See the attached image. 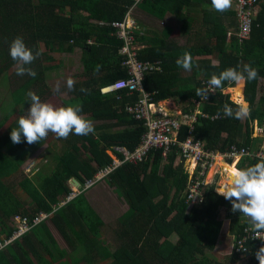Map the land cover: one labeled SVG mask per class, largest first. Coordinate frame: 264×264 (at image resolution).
<instances>
[{
  "label": "trees",
  "instance_id": "trees-1",
  "mask_svg": "<svg viewBox=\"0 0 264 264\" xmlns=\"http://www.w3.org/2000/svg\"><path fill=\"white\" fill-rule=\"evenodd\" d=\"M196 2L211 6V0H141L139 3L135 0H0V80L6 81L7 71L17 68L9 54L14 38H23L33 53H41L30 65H25L34 68L36 77L19 76L9 91L11 108L0 120L1 130L9 117L18 116L0 134V239H3L1 234L5 238L16 229L11 224L15 215L26 218L29 226L0 249V264H259L255 256L258 241L251 237L243 240L249 220L242 213L231 211V202L215 191L214 184L202 185L195 202L190 203L188 174L176 146L166 158L160 149H151L143 161L123 164L93 183L92 186L104 181L128 204V211L114 231L116 245L102 237L103 221L84 194L92 187L84 188L86 182L109 166L115 157H120L114 147L133 150L145 131L144 120L134 118L128 111V106L139 100L138 93L128 95L129 91L124 89L101 94V85L96 86L98 80L100 84H113L128 76L123 66L124 55L119 53L124 40L114 35L115 29L110 24L124 20L132 7L133 16L140 9L164 21L168 13L181 24L180 32L185 37L181 46L175 39H168V32L154 39L136 31V44L142 45L138 58L151 63L157 60L160 66L158 71H151L143 78L144 91L151 94L153 102L172 99L182 105V113L196 112L192 127L181 124L178 139L184 140L190 134L203 148L215 152H224L233 144L257 150L263 143V136H252V132L256 122L264 134V86L257 96L258 83L264 80V4H256L250 38L241 41L234 35L237 30L234 11H226V15L234 17L227 22L222 18L225 12L202 8L200 12L204 16L198 21L188 14V8ZM232 27L235 32L228 30ZM228 32L233 34L227 37ZM76 46L82 50V74L89 78L76 82L71 92L75 97L64 99L59 107L80 104V115L99 124L94 125L92 134L70 133L67 139L57 138L61 142L53 155L57 166L49 174L39 171L34 176L22 175L14 185L9 184L7 179L18 171L22 159L45 142L43 139L29 145L22 137V143L13 144L10 139L11 130L18 127L21 117L19 108L30 104L25 96L40 86V62L54 61L47 50L73 51ZM186 51L193 57L191 71L176 65V60ZM57 63L61 66L63 62ZM244 64L258 69L257 79L240 84L225 82L207 100L196 96V89L207 86L206 81L213 73L219 75L229 67L239 70ZM14 73L17 74L16 69ZM4 85L10 88L9 83ZM41 85L40 96L47 90L44 82ZM231 87L243 93L250 106V116L243 120L224 115L225 104L233 109L237 107V102L222 92ZM233 95L236 100L240 99L238 94ZM89 113L95 117L88 116ZM241 131L244 138L239 141ZM258 162L242 157L237 167L247 168ZM71 178L80 184V192L67 200ZM41 212L50 215L35 224L34 217ZM225 218L230 219L232 250L220 259L215 250L228 238L221 232ZM48 220L73 254L68 255L61 249L48 227ZM240 240L250 254L238 252Z\"/></svg>",
  "mask_w": 264,
  "mask_h": 264
},
{
  "label": "built area",
  "instance_id": "built-area-1",
  "mask_svg": "<svg viewBox=\"0 0 264 264\" xmlns=\"http://www.w3.org/2000/svg\"><path fill=\"white\" fill-rule=\"evenodd\" d=\"M135 1L139 3L141 0ZM232 3L234 5L233 10L237 20V30L234 35L241 41L248 40L250 38L253 17L256 12L255 6L256 4H264V0H232ZM133 10L134 7L130 9L124 20L111 23V27L115 29L114 35L124 40V44L119 48V53L124 55L123 66L126 68L129 77L105 87L102 89L101 93L118 92L124 89L132 94L138 93L140 95L139 100L135 105L129 106L128 111L134 118L144 120L143 125L145 131L142 133L138 144L133 150L125 146H115L114 150L119 152L120 157H115L109 166L100 169L91 180L86 182L84 188L90 187L94 182L104 179L117 167L123 164H136L143 161L145 155L151 149H160L162 151V157L166 158L167 154L172 150V147L176 146V149L180 150L179 152L183 158L184 168L188 174V198L190 203H194L202 185H215L216 179L206 181V176L212 165L217 162L218 158L226 160L227 164L235 160L238 162L242 157H256L262 160L264 159V149L255 151L249 147H237L233 144L224 152H215L203 148L201 142L198 139H194L190 134H188L184 140L178 139L181 124H189L190 127H192L191 123L196 119V112L193 114H186L182 113V111H171L170 113L167 109H164V106H161V102H153L151 100V94L144 91L142 87L144 76L151 71L158 70L159 66L157 61L151 63L138 59L137 50L139 46L136 44V31H140V27L133 17ZM232 34L233 33L228 32L227 37H230ZM215 93L216 89L209 93V95ZM69 184L71 186V192L68 194L67 200L80 192V187L73 185L71 181H69ZM49 215V213L41 212L34 217V223L36 224L43 220H47ZM14 217L18 219V223L14 224L16 225V229L13 230L8 237H3L2 240L0 239V249L11 243L12 240L29 228L26 218H20L15 215L12 217L13 222H15ZM246 218L249 220L248 217ZM249 229L250 222L248 221L245 227L246 236L243 240H246L248 237L256 239L260 248L264 245V240H261L264 239V233L259 234V238H254L256 234ZM243 240L237 243L238 252L246 255L250 254V250L243 245Z\"/></svg>",
  "mask_w": 264,
  "mask_h": 264
},
{
  "label": "clouds",
  "instance_id": "clouds-1",
  "mask_svg": "<svg viewBox=\"0 0 264 264\" xmlns=\"http://www.w3.org/2000/svg\"><path fill=\"white\" fill-rule=\"evenodd\" d=\"M231 5L232 0H211L212 8L220 13L227 11ZM9 54L17 63V75L27 74L33 78L36 77L37 73L25 65H30L37 59L41 55L39 51L33 53L26 46L23 38L16 37L10 44ZM176 65L185 71H191L193 68L192 55L187 51L184 52L176 60ZM258 75V69L249 64H244L239 70L229 67L219 75L213 73L206 81L207 86L197 88L195 94L201 100H207L209 93L215 89H222L225 82L240 84L255 80ZM74 85L75 81L69 78L67 80L68 90H74ZM54 91L59 93L58 85ZM81 91L87 92L83 88ZM27 97L31 106L27 111V116L19 118L18 127L11 130L10 139L13 144L22 143V137L29 145L40 143L41 140L47 138L49 132L54 133L58 139H67L70 133L81 136L94 133L93 122L80 115L82 112L80 104L56 108L52 104L41 102L40 97L34 92H28ZM250 111L249 104L244 100L238 101L235 109L228 104L223 107L225 116L239 120L249 117ZM233 163L230 162L228 165L231 166ZM237 163L228 173V183L222 189L217 188L216 191L231 202L232 212H240L249 218V230L256 234L254 238H259V234L264 233V159L247 168H238ZM255 256L259 264H264V245L256 251Z\"/></svg>",
  "mask_w": 264,
  "mask_h": 264
},
{
  "label": "crops",
  "instance_id": "crops-1",
  "mask_svg": "<svg viewBox=\"0 0 264 264\" xmlns=\"http://www.w3.org/2000/svg\"><path fill=\"white\" fill-rule=\"evenodd\" d=\"M203 4L204 3H202V2L199 3V4H198V2H196L195 5H192L193 7L191 6L190 8H188V14L190 16L192 14L195 17V19H198V21H201L202 18H203V16H204V14H203L202 11L200 12V10L202 8H212V6H205ZM233 6L234 5L232 3V5L230 7V10H228L229 12L231 10L234 11L233 10ZM197 13H198V17H196L197 16ZM226 13L227 12L225 11V13L223 14L224 16H222V18H225V20L227 22H229L230 17L228 15H226ZM135 15H136V17L138 19L137 20L135 18L136 22H138V26L140 27V34H143V35H151L154 39H156V38L162 37L163 34H167V32H168L170 34L169 39H172V35L171 34H173V31L174 30L171 27L162 28V30H158L157 29V27L159 25H161L163 23V21L158 20V19L154 18L153 16L146 14L145 12H143L140 9H138V11L135 10ZM199 17H201V20H199ZM165 18H166V20H173V19H175L177 21V19L174 16H172L171 14H168V13L166 14ZM169 29L171 30L170 32H169ZM180 31H181V24L179 26V32ZM138 46L140 48L142 45L139 43ZM139 48L137 50V55L138 56H139ZM42 49H44V48H42ZM77 49L79 50L80 48L78 46H76L73 51H64V52L47 50L48 51V56H51L52 58L54 57V61H52V60L50 61L49 60V61H45V62H43V61L40 62V70H39V72H40L39 75L41 77L40 78V85L45 80L46 81H49V83L46 84L47 90L49 92H52V93H56L57 94V96H56V101L57 102L62 103L64 99L65 100H72L75 97L73 95L74 93H71V92H74V90L69 91L68 88H67V86H66L65 89L67 91H69V93H70L69 94L70 96L67 97V98H63V97L59 96L60 93H57L56 91L53 90V87H56L57 84L52 83V81H53V79H52L53 75L52 74H54V71H56V68L57 67H60L59 66V63H57V62H61V63L63 62L61 64V67L62 68L61 69H57V72H59V73L62 74V77L65 79L66 82H67V80L69 78H72L75 81V83L76 82L81 83L83 81H86V79L89 78V75L88 76H85V75L82 74L83 68H82V62L80 60L81 54H82V50L80 49V51H79L80 53H78L77 52ZM63 54L72 56L73 59L71 57H69L68 60H67V63L62 58H60L58 60L57 59V55H63ZM77 54H78V59L76 61V55ZM140 61H149V60H140ZM149 62H151V61H149ZM78 63L80 64V66H79ZM72 67H73V69L70 71V68H72ZM64 68L66 70L63 72ZM31 69L34 70V68H31ZM79 69H80V72H79ZM159 69H160V66H159ZM158 70H156V71H158ZM127 75H128V73H127ZM101 76L102 75L99 74V77L98 78H101ZM128 77H129V75L126 78H128ZM261 82H262L261 84H260V82L258 83L257 96L260 95L261 89H263V86H264V80H261ZM111 83H108V84H100V80H98L97 83H96V86L97 85H101L100 86V89H101V88H104V87L110 85ZM9 87H10V84H9ZM41 88H42V86H41ZM74 89H75V87H74ZM228 89L231 90V91L233 90L234 92H236V88H234V87L233 88H228ZM237 94L239 95V97H242V99L244 100L243 93H241V94L237 93ZM128 95H133V94L129 92ZM170 100L173 101L172 99H168V100L158 101V102H161V103L165 104V103H167V101H170ZM95 102H98L99 103L100 101H95ZM178 106H180V105H178ZM82 116H85V115H82ZM88 116L95 117V115L92 114V113H89ZM86 119L91 120L90 117L89 118H86ZM92 122H93V125H94L95 124V121H92ZM260 135H262V134H260ZM55 150L52 151V154H53V152ZM53 155H52V161H53ZM217 163H218V161H217ZM230 167H233L234 168L233 164H231ZM231 170L232 169H230V171ZM215 171L220 172V170H218V169H216ZM214 174H213V176H214ZM213 176L211 178H207V176H206V181L212 180V179H216L217 182L218 181H221L222 173H221V176H219V177H216V176L213 177ZM217 176H218V174H217ZM73 179L74 178H71L70 181H71V183L73 185H75V182L72 181ZM74 180H76V179H74ZM217 182L215 183V185L218 184V188H219L220 182L219 183H217ZM222 182L225 183V180H222ZM226 183H228V179H227ZM215 187H217V186H215ZM84 194L86 196V199H87V202L89 203V205L92 207V209L95 211V213L99 216V218L103 221V226L101 228V232H102V235H103L102 237L104 238V240L107 239L109 241V244L112 243V244H115L116 245L115 238H114V235H115L114 231L117 228L116 225H117V222L119 221V219L122 218L125 215V213L128 211V204L124 201L123 198H119L118 195H117V191L114 190V188L109 187L107 185V183H105L104 181H101V182L97 183L96 185L90 187L88 190H86L84 192ZM47 222H48V227H50V229L52 230L54 236L58 240V243H59V246L61 247V249L66 254H68V255L73 254V252H71V250L68 247V245L65 243L64 238L61 236L60 232L57 230V228L51 223L50 220H48ZM229 223H230V219L229 218H225L223 220V229L221 230V232L225 235L224 238H226L227 236L228 237H232V236H229ZM232 238H230V239H232ZM226 240L227 239L224 240V243H226ZM231 241H229V243H231Z\"/></svg>",
  "mask_w": 264,
  "mask_h": 264
},
{
  "label": "rangeland",
  "instance_id": "rangeland-1",
  "mask_svg": "<svg viewBox=\"0 0 264 264\" xmlns=\"http://www.w3.org/2000/svg\"><path fill=\"white\" fill-rule=\"evenodd\" d=\"M212 9V8H210ZM230 10V8L228 9ZM134 11V10H133ZM138 11V10H137ZM198 17V15L196 16ZM134 18L137 19L135 13H134ZM230 19L231 20H234V17H231L230 16ZM138 20V19H137ZM199 20H201V17H199ZM237 21V20H236ZM235 21V22H236ZM114 22H119V21H114ZM113 23V22H112ZM111 26V24H110ZM179 26H180V23L178 21H176L175 19L173 20H165L163 21V23L161 25H159L157 27L158 30H162V28H166V27H171L174 31H173V34L172 35V38L175 39L176 41V44H179L180 46L181 45H184L185 43V37L181 35V33L179 32ZM228 30L232 31V32H235L234 31V28H228ZM169 39V38H168ZM40 47L44 48L42 44H40ZM80 48V47H79ZM81 49V48H80ZM80 49L78 50L77 49V52L80 53ZM71 57L73 59L72 56H69V55H66V54H63V55H57V59L59 60L60 58L64 59L65 62L67 63V60L68 58ZM78 59V54L76 55V61ZM79 64V63H78ZM80 66V64H79ZM62 67H57L56 68V71H54V74L52 79V83H55L59 86V96L63 97V98H67L69 97L70 93L69 91H67L65 88L67 86V82L65 81V79L62 77V74L57 72V69H61ZM15 66L12 68V69H9L6 73H7V78H4L6 79V81L4 80H0V120L4 117V115L7 113V111H9V109L11 108V105L9 104L10 103V96H9V91L12 90L16 84V82H18V78L20 75H17L14 73L15 71ZM73 69L70 68V71ZM66 69L64 68L63 72L65 71ZM12 72V73H11ZM79 72H80V69H79ZM12 75V77H11ZM260 84L262 83L261 80L259 81ZM6 83H9L10 84V88H8L7 86H5L4 84ZM49 81H44V84H48ZM42 85L38 86L36 91L34 90V93L37 94L39 97H40V100L41 102H44V103H49V104H52L54 107L58 108L61 104L60 102H57L56 101V96L57 94L56 93H52V92H49L48 90H45V92H41L42 93V96H40L39 92L42 90L41 88ZM57 87V86H56ZM56 87H53V90L56 89ZM233 88V87H231ZM104 89V88H102ZM102 89H100L99 91L101 92ZM223 93L225 94H229L230 96V99L238 102L240 100H243L242 97H240L239 100H236V98H234V93L237 94V92H234L233 90H229L228 88L227 89H224L222 91ZM58 96V97H59ZM27 97V96H25ZM29 100V98H28ZM26 108H23L24 106H22V108L20 107L19 109H22L21 110V117L24 116L26 117L27 116V111L28 109L30 108V104L28 105H25ZM161 106H164V109H167L170 113L171 111H175V112H180L182 111V105L178 106V104L174 103L173 101H167V103L161 105ZM18 116L14 117V116H11L9 117L8 119V123L5 125V127L3 129L0 130V134H4L6 131H7V128L8 126H10L13 121L15 120V118H17ZM99 122H95L94 125H98ZM262 134V128H260L258 126V123H254V129H253V132H252V136H263V143L260 145V147L255 150V151H258L260 149H264V134ZM241 138H239V132H238V140L241 141L243 140L244 138V134H243V131H241ZM61 145V142L58 143L57 141V137L56 135H54V133H51L49 132L47 138L45 139V142L43 144H41L37 149H31L30 152H28V154L26 155V157H24L21 162V165L19 166V169L16 173L12 174L8 179H7V182L9 184H12L14 185L16 183V181L22 176V175H27V176H34V174H36L37 172L41 171L42 173L44 174H49L51 172V170L54 168V166L56 165L57 166V163L53 162L52 161V151L53 150H57V148ZM83 150V149H82ZM84 150H83V157H85L84 155ZM89 154V152H88ZM87 154V156H89ZM50 157V158H49ZM252 159H257V160H261L259 158H256V157H251ZM218 163H214L212 165L217 167L216 169L220 170V172H217L214 174V176L216 177H219L221 176V173L223 174V171H225L224 169V166H229L227 164V161L226 160H223V159H220L218 158L217 159ZM238 168H240V166L238 165ZM98 172V171H97ZM96 172V173H97ZM218 174V176H217ZM228 175L227 173L224 175V179H225V183L228 179ZM213 176V177H214ZM70 181V180H69ZM217 182V180H216ZM215 182V183H216ZM219 182V181H218ZM217 182V183H218ZM225 183L221 182V186L223 187L225 185ZM223 184V185H222ZM217 186V184L215 185ZM12 187V186H11ZM16 190H18L17 188H14ZM216 189V187H215ZM15 190V191H16ZM18 195L21 197V198H25L24 195H20V193L18 192ZM15 222H11V224H17L18 223V219L15 218ZM226 221V220H225ZM9 224H10V221H9ZM223 229V224H222V227H221V230ZM1 237L3 238L4 236L1 234ZM233 239V238H232ZM229 241H231L230 237L227 238L226 240V243H223L222 245H220L216 250H215V253L217 255L218 258H223L222 256H224L225 254H230L231 252V248H230V244H229ZM228 244V245H227Z\"/></svg>",
  "mask_w": 264,
  "mask_h": 264
},
{
  "label": "bare ground",
  "instance_id": "bare-ground-1",
  "mask_svg": "<svg viewBox=\"0 0 264 264\" xmlns=\"http://www.w3.org/2000/svg\"><path fill=\"white\" fill-rule=\"evenodd\" d=\"M161 104H163V103H161ZM236 161V160H235ZM234 169L233 167H230V166H224V169H225V171H223V174H222V178H221V181H219L220 182V184H219V188L220 189H222L223 187L221 186V182H222V180H225L224 179V175L227 173H229L230 172V169ZM215 170H216V167L215 166H213V167H211V169H210V171H208V173H207V178H211L212 176H213V174L215 173ZM226 176H228V175H226ZM218 182V183H219ZM218 188V184H217V187H216V189Z\"/></svg>",
  "mask_w": 264,
  "mask_h": 264
},
{
  "label": "water",
  "instance_id": "water-1",
  "mask_svg": "<svg viewBox=\"0 0 264 264\" xmlns=\"http://www.w3.org/2000/svg\"><path fill=\"white\" fill-rule=\"evenodd\" d=\"M72 181L75 182V186L80 187V184H78L76 180L73 179Z\"/></svg>",
  "mask_w": 264,
  "mask_h": 264
}]
</instances>
